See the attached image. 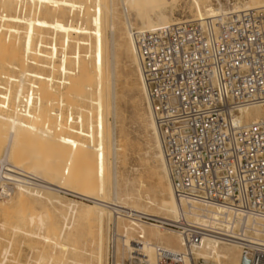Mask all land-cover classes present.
Segmentation results:
<instances>
[{
  "label": "bare ground",
  "instance_id": "1",
  "mask_svg": "<svg viewBox=\"0 0 264 264\" xmlns=\"http://www.w3.org/2000/svg\"><path fill=\"white\" fill-rule=\"evenodd\" d=\"M172 2L151 0L156 9L149 11L143 0H119L125 18L120 30L115 0H0V264H7L22 242L38 245L30 246L37 258L27 264H105L106 234L116 219L108 202L176 220L178 204L134 38V29L174 25ZM222 2L192 0L194 21L264 8V0H234L225 12ZM120 54L135 67L148 102L140 124L151 134L146 154L151 169L144 166L158 178L161 201L145 198L139 169L133 178L118 169ZM262 120L264 106L237 115L245 126ZM62 192L89 201L65 202ZM120 225L149 264L157 263L158 248L185 256L183 238L173 230L126 220ZM137 234L145 241L136 240ZM242 259L238 246L207 242L186 264H242Z\"/></svg>",
  "mask_w": 264,
  "mask_h": 264
},
{
  "label": "built area",
  "instance_id": "2",
  "mask_svg": "<svg viewBox=\"0 0 264 264\" xmlns=\"http://www.w3.org/2000/svg\"><path fill=\"white\" fill-rule=\"evenodd\" d=\"M134 38L178 216L164 221L105 204L116 218L107 264H149L121 220L181 235L185 256L158 248L156 264H186L207 242L238 246L250 264H264V120L237 121L242 110L264 106V8L134 30Z\"/></svg>",
  "mask_w": 264,
  "mask_h": 264
},
{
  "label": "rangeland",
  "instance_id": "3",
  "mask_svg": "<svg viewBox=\"0 0 264 264\" xmlns=\"http://www.w3.org/2000/svg\"><path fill=\"white\" fill-rule=\"evenodd\" d=\"M143 1L146 2L147 6H148L147 7L148 10L151 11L150 7L153 6L151 4V0H143ZM172 1H173L172 4H175L174 8L176 7L175 11H174L175 17H174V21L173 22L177 23V22H180V21L194 20L195 19L194 18L195 11L193 10L192 6H190L192 4L191 3L192 0H180V1L172 0ZM233 1L234 0H220V2H222L221 4L223 5V7L227 8L225 10V12L227 10L231 9V7H232L231 3L234 4ZM115 2H117L116 4L118 5V7H117L118 12L120 11L119 12L120 14L118 13L119 16H120V19H119L120 28L119 29L122 30L123 29V24H124L122 22H124V19H125L124 15H123V9H122V7H121V5L119 3V0H117V1L115 0ZM229 2H231V3H229ZM217 3H218L217 1H216V3L214 2V5H216L215 6L216 8L217 7L219 8L220 7L219 3L218 4ZM150 4H151V6H150ZM153 7L156 9V6H153ZM190 8H192V10ZM139 11H140V8H139ZM149 11H147V12H149ZM190 11H191V13H190ZM141 12H145L143 8H141ZM191 15H193V16H191ZM134 30H137V29H134ZM110 38H111V36H110ZM84 52H85V50H84ZM124 60H125L126 63L124 62ZM119 61H120V66L118 68V76H117V95L118 96L122 95L121 96L122 98L118 97V102H117V115L118 116H117V119H116V127H117L116 132H117V137H118V140H119V144L118 145L122 147V151L120 152V155H119L120 158H119V164H118L119 168L118 169H119L120 174L123 173V176L131 177V178L136 177V175H138L136 170L139 169V174L143 175V178H144L143 181H144L145 186H146V189H145V192H144L145 198H147V195H149L150 198L157 199V200L161 201L163 199V195L161 194L160 189H158V187L160 188V184H159L158 178L156 176L154 177V175L151 176L152 173L149 171L151 169V167L149 168L147 166L148 164H147L146 154L149 151V147L148 146H149V144L152 141L150 139L151 138V134L146 129V124H145V126L144 125L141 126V124H144L146 119H147L146 117L148 115V104H147L148 102L146 101L144 95L141 94L142 93L141 89H140L141 81H140L139 77L136 74V70H135V72H133L135 67L131 64L129 59H127L124 54H120ZM133 78H135V79H133ZM135 88H137L138 91ZM141 95H142V97H141ZM143 99H144V102L142 101ZM145 111H146V113H145L146 115L144 114ZM143 114L145 116H143ZM138 117L140 119H138ZM139 121H141V122H139ZM110 122L111 123H115L113 119L110 120ZM137 122H139V123H137ZM135 124H137V126ZM138 124H140L139 126H141L142 129H141V127L138 128L139 130L137 129ZM144 127H145V129H144ZM136 129H137V132H136ZM121 130H123V131H121ZM138 132H139V134H138ZM146 133H148V134H146ZM137 135H140L141 137L137 136ZM148 138H149V140H148ZM139 139H140V141H139ZM143 145H144V149L142 147ZM126 154H127V156H125ZM137 154L139 155V157H138ZM139 159H140V161H139ZM140 164H143V165H140ZM144 165L147 168H149V170ZM142 166H144V168H146V170H144L146 172L143 171L144 168ZM124 174H129V175L126 176ZM152 178H154V179H152ZM37 180H36L37 182H41L40 179H37ZM155 189H157V190H155ZM62 194H59V197L62 196L61 197L62 199L65 198V199H63L65 202H68V201L83 202V201L75 199L74 198L75 196L72 195V194H69V193L67 194L65 192H62ZM108 203H112V202H108ZM161 231H164V233L166 232V230H161ZM107 236L108 235L106 234V240H107ZM3 246L4 245H2L0 247V255L2 253V250L4 249ZM30 246L32 248V247H36L38 245L37 244L24 243V242L19 244V246L17 248V251L13 254V256L10 258V260H9V262L7 264H15L14 263L15 261L17 263L20 262L21 264H27L29 262L34 263V261L36 260L37 256H36V254H34L33 251H31L32 249L30 248ZM106 247H107V241H106ZM27 252H29V253H27ZM106 252H107V249H106L105 253ZM31 254H32V257H31ZM28 255H30V257ZM106 255L107 254H105V258L107 257ZM24 256L25 257L28 256L30 258V260H29L28 257L25 258ZM153 256H155V253L152 254V257ZM18 257L20 259H18ZM1 260H2V258H1ZM18 260H20V261H18ZM105 264H107V259L105 261Z\"/></svg>",
  "mask_w": 264,
  "mask_h": 264
},
{
  "label": "water",
  "instance_id": "4",
  "mask_svg": "<svg viewBox=\"0 0 264 264\" xmlns=\"http://www.w3.org/2000/svg\"><path fill=\"white\" fill-rule=\"evenodd\" d=\"M242 264H250L249 261L246 258L242 259Z\"/></svg>",
  "mask_w": 264,
  "mask_h": 264
}]
</instances>
